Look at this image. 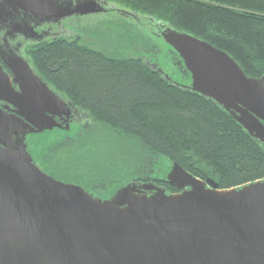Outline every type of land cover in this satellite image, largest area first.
Segmentation results:
<instances>
[{
  "label": "water",
  "instance_id": "95a60500",
  "mask_svg": "<svg viewBox=\"0 0 264 264\" xmlns=\"http://www.w3.org/2000/svg\"><path fill=\"white\" fill-rule=\"evenodd\" d=\"M96 0H0L16 32L101 11ZM192 90L221 105L264 147V75L252 77L225 51L162 25ZM15 89L0 65V264H264V179L218 188L171 163L165 181H129L109 197L60 180L34 162L27 136L60 126V97L21 57Z\"/></svg>",
  "mask_w": 264,
  "mask_h": 264
},
{
  "label": "trees",
  "instance_id": "16d2710c",
  "mask_svg": "<svg viewBox=\"0 0 264 264\" xmlns=\"http://www.w3.org/2000/svg\"><path fill=\"white\" fill-rule=\"evenodd\" d=\"M104 1L115 6L99 12L112 14L106 25L116 42L155 47L153 34L136 31V22L158 25V33L166 25L227 52L246 75H264V0ZM27 53L42 80L85 114L68 131L27 137L48 174L99 197L129 181L178 191L164 180L174 162L218 188L264 179L262 144L217 102L155 64L60 34L31 44Z\"/></svg>",
  "mask_w": 264,
  "mask_h": 264
},
{
  "label": "rangeland",
  "instance_id": "374dc122",
  "mask_svg": "<svg viewBox=\"0 0 264 264\" xmlns=\"http://www.w3.org/2000/svg\"><path fill=\"white\" fill-rule=\"evenodd\" d=\"M96 1L104 2L105 6L108 8L115 7L104 0ZM111 17L112 14L109 11L72 15L62 19L59 24H54L52 29L54 35L60 34L78 37L81 43L87 44L92 48L104 50L108 53L119 51L125 55L139 56L145 61L155 64L156 67L172 81L181 85L190 84L191 76L187 73L184 66L180 67V62L176 60L172 47L162 38L160 39L156 36L155 25L146 26L140 22H136L137 27H134L138 32H147L149 35L153 34L150 36V41L156 45L155 47H150L152 46L151 44H143L142 40H135V43L128 46L122 44V41L116 42L113 39L111 30L109 26L106 25V21Z\"/></svg>",
  "mask_w": 264,
  "mask_h": 264
},
{
  "label": "flooded vegetation",
  "instance_id": "af4514ba",
  "mask_svg": "<svg viewBox=\"0 0 264 264\" xmlns=\"http://www.w3.org/2000/svg\"><path fill=\"white\" fill-rule=\"evenodd\" d=\"M100 5L103 8L101 11H104V9H107L104 2L100 1ZM59 23L60 21L55 22V23L44 22L42 24H38L37 26L34 27L35 31L37 32L36 34L37 37L31 38L29 36V34L31 33L28 30L24 29L22 32H16L11 27L10 21L0 20V65L2 69L5 71V73L8 75L11 81V84L15 89L18 90V85L15 84L13 80L14 73H13V70L9 66L10 59L15 58L16 56L21 57L25 62L28 63L29 67L34 71L29 55L27 53L28 46L42 39L54 36V31L52 29V26L54 24H59ZM156 28L157 30L159 29L158 25ZM155 33L156 35L159 34L157 31H155ZM66 101H67V104H66L67 108L69 109L68 115L67 116H64L61 114L54 115L55 120H57L60 123V126L55 127L51 130L55 129V130H60V131H68L69 129H71V127H74L77 124H79L80 123L79 121H81L84 118L85 114L82 110L72 105L68 100ZM7 105L10 108H13V106L7 103L6 101L0 100V108H2L3 110L7 112H11V110L7 109ZM27 150L30 152L37 166L41 168V166L39 165V159L35 154L36 153L35 147L30 143L28 144V141H27Z\"/></svg>",
  "mask_w": 264,
  "mask_h": 264
},
{
  "label": "bare ground",
  "instance_id": "6f19581e",
  "mask_svg": "<svg viewBox=\"0 0 264 264\" xmlns=\"http://www.w3.org/2000/svg\"><path fill=\"white\" fill-rule=\"evenodd\" d=\"M33 134H29L27 137L32 136Z\"/></svg>",
  "mask_w": 264,
  "mask_h": 264
}]
</instances>
